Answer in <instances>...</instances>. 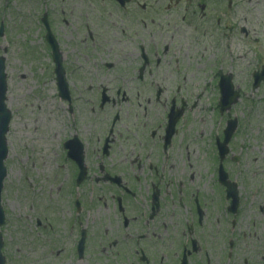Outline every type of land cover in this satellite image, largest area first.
I'll return each instance as SVG.
<instances>
[{"label":"flooded vegetation","instance_id":"obj_1","mask_svg":"<svg viewBox=\"0 0 264 264\" xmlns=\"http://www.w3.org/2000/svg\"><path fill=\"white\" fill-rule=\"evenodd\" d=\"M67 9L57 12V26L55 21L51 29L69 93V100L62 101L74 120L60 155L68 161L73 184L64 230L68 240L64 246L49 240L40 261L25 263L239 264L234 236L238 210L228 212L224 187L213 174L218 205L212 214L207 197L178 173L184 172L182 157L188 150L179 125L190 105L182 95L186 76L179 61L172 66L171 59L162 62L171 44L158 32L159 23L145 19L148 7L135 0L123 5L71 0L74 21ZM71 60L76 61L72 68L67 66ZM78 107L101 120L83 116L78 124ZM107 194L110 205L102 200ZM48 217L35 218L37 235L56 237ZM241 262L264 264V248L248 251Z\"/></svg>","mask_w":264,"mask_h":264},{"label":"rangeland","instance_id":"obj_2","mask_svg":"<svg viewBox=\"0 0 264 264\" xmlns=\"http://www.w3.org/2000/svg\"><path fill=\"white\" fill-rule=\"evenodd\" d=\"M135 1L146 4L149 12L145 19L159 23L158 32L171 44L162 62L171 59L172 66L179 61L178 68L186 76L182 95L190 109L179 129L186 136L184 141L188 140V150L182 157L184 172L180 169L178 173L207 197L212 214H216L218 205L213 186L215 139L222 136L227 119L238 121L223 166L238 185L240 203L234 236L237 261L242 264L248 251L264 248V82L256 89L251 87L252 72L264 68V0H179L170 8H166L168 0ZM63 7L69 8L66 16L74 21L69 11L71 0H0V23L4 26L0 55L5 58L6 103L12 114L7 134L9 153L4 162L7 175L1 192L5 217L0 233L6 264L40 261V252L47 249L43 246L49 240L62 246L68 240L64 230L70 220L67 208L73 184L68 161L60 157V141L73 132L74 120H70L67 104L58 97L54 64L40 21L47 12L57 26V12ZM71 65L76 61L71 60L67 66ZM124 65L128 67V63ZM220 73H230L240 92L238 101L222 114L217 107ZM143 100L142 105L147 107L146 98ZM78 109L82 111L78 124L83 116L101 120L100 115L89 114L88 108ZM67 122L71 124L67 126ZM95 162L90 158V164ZM110 198L107 194L102 200L110 205ZM48 204L51 207L46 209ZM64 210L66 215L62 217ZM47 213L58 231L56 237L37 235L35 218Z\"/></svg>","mask_w":264,"mask_h":264},{"label":"water","instance_id":"obj_3","mask_svg":"<svg viewBox=\"0 0 264 264\" xmlns=\"http://www.w3.org/2000/svg\"><path fill=\"white\" fill-rule=\"evenodd\" d=\"M3 35V27L0 26V36ZM51 44L53 46V58L56 63L55 71L57 72L58 76H61L62 74V68L60 65V59L55 54L56 46L55 42L51 41ZM4 57L0 56V191L2 188V181L6 175L5 167L3 166V160L7 156V147H6V138L5 134L8 131V124L10 121V111L6 108L5 100H6V91H7V84H6V74H5V65H4ZM63 76V74H62ZM231 76L226 75L221 77L220 81V87H221V98H220V106L221 110H226L230 107L232 103H234L238 98V92H234L232 90L231 85ZM254 85L253 87L258 86L259 82L261 80H264V70H262L261 73H257L254 75ZM64 85V83H61V87ZM236 128V120H229L227 122V127L224 130V140L222 143H217L218 149H219V156L220 159L224 157V155L228 152L227 149V143ZM222 178L225 181L226 180V173H224L223 170H221ZM228 190V197H232V204L235 207L238 202L237 192L235 190V185H231L229 183H226ZM2 215V210L0 208V217Z\"/></svg>","mask_w":264,"mask_h":264}]
</instances>
